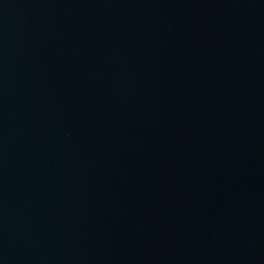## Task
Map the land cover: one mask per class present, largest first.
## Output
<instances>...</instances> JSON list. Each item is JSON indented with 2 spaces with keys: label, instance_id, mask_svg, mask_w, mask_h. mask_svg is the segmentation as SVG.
<instances>
[{
  "label": "water",
  "instance_id": "1",
  "mask_svg": "<svg viewBox=\"0 0 264 264\" xmlns=\"http://www.w3.org/2000/svg\"><path fill=\"white\" fill-rule=\"evenodd\" d=\"M0 264H264V0H0Z\"/></svg>",
  "mask_w": 264,
  "mask_h": 264
}]
</instances>
